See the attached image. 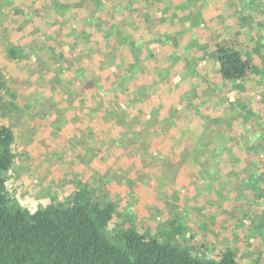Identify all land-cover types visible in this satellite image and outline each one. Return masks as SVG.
<instances>
[{"label":"rangeland","instance_id":"rangeland-1","mask_svg":"<svg viewBox=\"0 0 264 264\" xmlns=\"http://www.w3.org/2000/svg\"><path fill=\"white\" fill-rule=\"evenodd\" d=\"M100 1L104 9L97 0H0V125L15 141L9 198L33 213L88 183L115 206L110 233L134 226L164 241L173 222L184 231L172 241L194 255L229 249L239 264H264V203L238 186L245 159L262 158L249 139L264 136V0ZM157 12L176 48L161 47L149 27ZM130 19L133 34L151 41L142 76L118 96L110 75L125 74L134 54L115 50L111 27L126 31ZM34 27L41 34L28 36ZM68 32L81 36L78 46L63 41ZM232 35L253 63L244 83L218 73L215 46ZM20 45L30 59L8 56ZM99 84L104 94L90 87ZM141 101L159 112L142 113ZM220 145L230 152L217 155Z\"/></svg>","mask_w":264,"mask_h":264},{"label":"trees","instance_id":"trees-1","mask_svg":"<svg viewBox=\"0 0 264 264\" xmlns=\"http://www.w3.org/2000/svg\"><path fill=\"white\" fill-rule=\"evenodd\" d=\"M248 2L258 6L261 0ZM96 4L99 9L105 8V4L100 0H97ZM157 13L148 20L149 27L162 35L163 38L160 37L161 40H158L160 45H163L161 47L168 48L171 45L176 48L177 40L161 29L165 20L159 12ZM122 25L128 30L119 29L118 25L111 27L116 33L111 45L118 53L134 55L125 74L119 75L115 72L110 75L114 87L116 84L112 90L118 96L127 93L129 89L126 87L130 81H137L142 76L141 67L146 66L145 54L142 52L143 50L148 52L145 48L149 44L146 43L151 41L150 37L144 38L142 35L133 34L132 29L137 25L134 20H126ZM58 26L63 29L66 25L63 26L60 22ZM41 32V27H34L28 36ZM68 34L63 41L71 38L70 41L78 46V39L81 36L77 33ZM44 35L50 40L55 38L54 35ZM97 40L95 36L89 37L88 45L98 43ZM105 41L108 45L107 40ZM7 53L13 60L26 61L30 59L31 51L27 46L20 45L8 49ZM215 58L218 73L225 83H244L254 70L252 60L242 49L237 35L219 40L215 46ZM1 81L0 77V91L3 89ZM90 87L97 94L106 92L104 85ZM138 90L145 93L150 91L146 86ZM145 105L144 101L138 103L140 110L159 112V109ZM5 109L6 105L0 94V110ZM240 117L248 122L251 112H246V115L242 114ZM255 138L259 140L258 143L254 141ZM14 144L12 131L0 125V264H239L235 254L229 249H224L213 257H202L181 248L172 240L175 235L184 231V227L174 226L173 222L170 223V232L165 234L167 238L164 241H159L146 230L134 226L110 233L108 228L115 216V206L109 201H97L94 198V190L88 183L78 184L76 191L66 203L48 202L35 212H29L11 200L8 195L7 175L15 160ZM249 144V148L261 151L262 158L259 156L261 162L251 158L245 159L240 169L247 171L248 176L239 181L238 186L240 189L245 186L258 193V201L264 203V136L260 133L252 136ZM242 148L243 144H239V149ZM229 152V149L221 145L215 148L217 155ZM261 218L264 220V215Z\"/></svg>","mask_w":264,"mask_h":264},{"label":"crops","instance_id":"crops-1","mask_svg":"<svg viewBox=\"0 0 264 264\" xmlns=\"http://www.w3.org/2000/svg\"><path fill=\"white\" fill-rule=\"evenodd\" d=\"M160 127H162V126H160ZM196 136H197V134H196ZM193 139H195V136H194V138ZM198 141V139H196V142Z\"/></svg>","mask_w":264,"mask_h":264}]
</instances>
